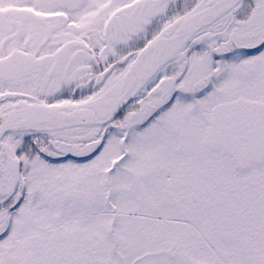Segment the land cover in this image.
I'll use <instances>...</instances> for the list:
<instances>
[{"label":"snow or ice","instance_id":"obj_1","mask_svg":"<svg viewBox=\"0 0 264 264\" xmlns=\"http://www.w3.org/2000/svg\"><path fill=\"white\" fill-rule=\"evenodd\" d=\"M0 264H264V0H0Z\"/></svg>","mask_w":264,"mask_h":264}]
</instances>
